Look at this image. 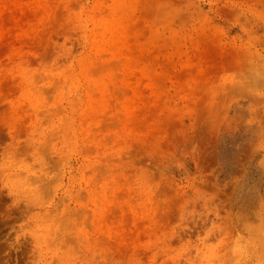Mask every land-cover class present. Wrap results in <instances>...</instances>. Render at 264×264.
Instances as JSON below:
<instances>
[{
  "label": "rangeland",
  "instance_id": "374dc122",
  "mask_svg": "<svg viewBox=\"0 0 264 264\" xmlns=\"http://www.w3.org/2000/svg\"><path fill=\"white\" fill-rule=\"evenodd\" d=\"M0 264H264V0H0Z\"/></svg>",
  "mask_w": 264,
  "mask_h": 264
}]
</instances>
